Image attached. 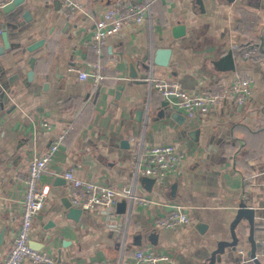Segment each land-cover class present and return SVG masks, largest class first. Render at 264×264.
Listing matches in <instances>:
<instances>
[{
    "label": "crops",
    "instance_id": "obj_1",
    "mask_svg": "<svg viewBox=\"0 0 264 264\" xmlns=\"http://www.w3.org/2000/svg\"><path fill=\"white\" fill-rule=\"evenodd\" d=\"M79 1L74 15L57 0L1 10L0 262L18 230L29 162L68 128L39 181L49 188L47 205L30 235L57 264H136L134 252L147 248L167 256L165 264H264V0H151L149 17L105 46L98 90L69 66L94 59L86 42L106 7L144 0ZM238 75L254 81L244 105L224 100L191 120L146 80L177 81L198 93ZM152 143L183 154L175 178L135 176L133 156ZM67 169L115 188L132 186L147 203L126 201L114 221L102 212L74 214L64 192ZM242 204L252 210L249 218L239 215ZM176 207L190 223L158 227Z\"/></svg>",
    "mask_w": 264,
    "mask_h": 264
},
{
    "label": "built area",
    "instance_id": "obj_2",
    "mask_svg": "<svg viewBox=\"0 0 264 264\" xmlns=\"http://www.w3.org/2000/svg\"><path fill=\"white\" fill-rule=\"evenodd\" d=\"M68 14L81 12L79 0H57ZM7 4L0 0V14ZM151 0L134 3L118 2L106 7L93 22L86 46L92 51L94 59L83 65L69 66L68 72L82 79H89L94 90L104 84L103 51L108 41L119 35L128 25L137 24L149 17ZM0 27V36L2 34ZM164 101L185 119L191 120L213 113L224 100L242 106L253 94V78L250 75H238L230 83L217 86L213 90L193 93L182 88L177 81H157L146 79ZM69 129L60 132L41 156L33 158L23 179V195L20 200V221L13 244L0 264H57L48 251L33 247L30 235L33 222L47 205L49 188L39 187V181L50 168L59 145L68 137ZM183 154L173 144L152 143L141 146L133 156L135 176L146 180H170L180 174ZM64 192L70 205L84 212H102L107 220L115 219L117 203L125 200L145 205L147 201L138 198L132 186H113L78 177L73 170L63 172ZM190 223L188 213L176 207L157 220L158 227L175 230ZM133 260L136 264H165L168 257L159 254L153 248L135 251ZM88 264H110L108 260Z\"/></svg>",
    "mask_w": 264,
    "mask_h": 264
},
{
    "label": "water",
    "instance_id": "obj_3",
    "mask_svg": "<svg viewBox=\"0 0 264 264\" xmlns=\"http://www.w3.org/2000/svg\"><path fill=\"white\" fill-rule=\"evenodd\" d=\"M21 1H23V0H11L2 9L4 11L12 10V9H14L15 6H17L18 4H20ZM1 35H2V37L4 39L6 38V34L5 33H3ZM149 181H152V180H149ZM125 207H126V201H120V202L117 203L116 209H117L118 212L124 213ZM72 208L74 210L73 211L74 214H80L81 211H82V210H80L78 208H74V207H72ZM251 211H252L251 209L246 208L245 204H242L241 205V208L239 209V212L238 213H239V215H244V216H247L249 218L251 216ZM235 244H236V242H235ZM33 247H35V246H33ZM35 248H37V247H35Z\"/></svg>",
    "mask_w": 264,
    "mask_h": 264
}]
</instances>
